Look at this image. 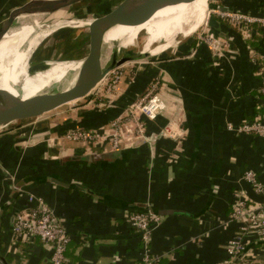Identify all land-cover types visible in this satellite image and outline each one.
Instances as JSON below:
<instances>
[{"label": "crops", "instance_id": "1", "mask_svg": "<svg viewBox=\"0 0 264 264\" xmlns=\"http://www.w3.org/2000/svg\"><path fill=\"white\" fill-rule=\"evenodd\" d=\"M7 4L13 8L22 0H0V11ZM219 6L264 17V0ZM218 22L214 42L207 36L180 41L145 70H124L117 98L105 108L85 105L71 114L57 108L0 131V264H50L38 237L14 240V217L29 207V194L42 198L69 233L64 264L138 261L143 244L124 216L147 208L162 217L149 244L157 264H220L228 258L227 241L242 227L230 219L235 196L263 201L243 175L253 170L264 182V138L228 124L252 118L264 101L256 74L264 60V27L251 24L247 35ZM152 80L165 108L152 121L135 111L143 123L138 133L127 114ZM122 115L126 129L117 148L63 138L73 128L105 126L112 133L108 125ZM167 125L172 132L163 134ZM243 235L249 251L233 264H264V242L249 231Z\"/></svg>", "mask_w": 264, "mask_h": 264}, {"label": "built area", "instance_id": "2", "mask_svg": "<svg viewBox=\"0 0 264 264\" xmlns=\"http://www.w3.org/2000/svg\"><path fill=\"white\" fill-rule=\"evenodd\" d=\"M221 19L227 20L230 25L237 26L240 30L247 34L251 28V24L260 23L264 27V17H252L243 14L239 11H223L220 9L213 10ZM248 35V34H247ZM207 40L214 42L213 34H207ZM205 36V37H206ZM219 46V45H218ZM256 74L261 78V84L258 89L259 97L264 98V65L258 63ZM119 76H115L112 83H114ZM111 85V84H110ZM109 85V86H110ZM109 88V87H108ZM148 96L151 93L147 94ZM147 95L134 102L130 106L127 116L136 120L137 132H143V123L138 117H134L136 112L148 120H155L160 112L165 108L164 101L158 93L153 94L147 100L143 101ZM264 105L263 103L260 104ZM136 111V112H135ZM130 113V114H129ZM122 118L113 119L108 125L110 131L105 130V126L101 128H73L64 132L63 138L67 140L80 141L86 144L106 141L111 148H117L123 141L120 130L123 128L120 124ZM107 127V126H106ZM230 130L241 134H250L253 136L264 138V110H259L252 118L243 119L239 124H228ZM126 129V128H125ZM131 133V129L128 130ZM110 132V133H109ZM120 132V134H119ZM172 130L169 125L162 129V133H171ZM120 135V138L118 137ZM243 178L250 183L254 193L261 195L263 201L256 202L248 196L236 195L231 206L230 219L239 220L242 227L239 232L227 241L226 249L228 258L220 264H233L234 260L246 255L249 251L243 241L244 231H249L255 236H258L264 242V182L258 178V175L253 170L244 172ZM30 203L27 210L19 211L14 217L12 225V232L15 241L31 242L35 237L50 251V264H64L66 261L65 252L68 243L70 242V235L64 228L61 221L53 213L52 209L40 197L29 194L27 197ZM162 217L156 212L145 209L142 211L128 210L125 213L124 220L139 235L143 244V253L138 261L133 264H157L158 258L152 255L149 251V244L154 228L160 223Z\"/></svg>", "mask_w": 264, "mask_h": 264}, {"label": "bare ground", "instance_id": "3", "mask_svg": "<svg viewBox=\"0 0 264 264\" xmlns=\"http://www.w3.org/2000/svg\"><path fill=\"white\" fill-rule=\"evenodd\" d=\"M207 2L208 0H191L169 5L157 10L142 23L111 27L104 34L101 69L112 66L114 57L120 50H123L122 53L144 51L156 55L174 45L179 40L177 35L189 34L206 20ZM160 14L163 15L161 22ZM44 17L42 14L21 16L0 31V88L14 95L13 98L5 96L6 100L20 98L21 104L28 103L31 99L35 101L54 92L46 89L66 88L74 81L80 60L53 62L45 70L27 73V62L31 52L45 35L51 33V27L39 29ZM71 22H74V19L61 21L55 30ZM78 22L90 26L92 20ZM149 27L153 31L141 35ZM114 28L115 40H106L107 33ZM106 43L108 45L105 49ZM43 90L46 91L42 92ZM39 92L42 93L38 94Z\"/></svg>", "mask_w": 264, "mask_h": 264}, {"label": "rangeland", "instance_id": "4", "mask_svg": "<svg viewBox=\"0 0 264 264\" xmlns=\"http://www.w3.org/2000/svg\"><path fill=\"white\" fill-rule=\"evenodd\" d=\"M26 1L28 0H22V3ZM120 1L121 0H82L71 6L60 9L56 12L49 13V14H42L45 17L43 21L41 22L39 29L43 30V29H48L51 27V31H50L51 33L48 35H45L40 40V42L36 45L33 51L31 52L30 57L27 62V73L33 74L37 70H45L53 62L79 61L85 55L86 50H87L89 26L80 24L78 21L79 20H83V21L93 20L95 17H97L101 13H105L111 10ZM231 2L232 0H208L207 2L208 10H207L206 20L201 25L193 29L189 34L187 35L183 34L182 36L180 34L177 35V39L179 40L176 41L174 45L167 47V49L164 50L162 53L155 55V54H150L148 52L143 51L144 55L142 57H138L142 52L130 51V53L129 52L122 53L123 50H120V52L117 51V54L114 57L115 61L119 60L120 58L124 56H130V57L132 56V58L134 59L129 60L121 65H113L111 69L112 71L110 70L111 73L103 81L101 80L90 91L88 95H86L85 97L79 100L72 101L66 105H63L59 107L58 110H61L62 108L63 109L66 108L68 110L67 113L71 114L75 112L77 107H81L85 105L95 108V109L105 108V106H107L111 100H115L117 98L116 93L118 92V88H119L118 87L119 79H117L114 83H112L116 75L120 77L121 73H123L124 70H130V72H135L134 70L141 69V66H143V70H145L146 68H144V66L145 67L147 65L149 66L152 58L156 56H162L163 54H169L171 50L180 41L184 42V40L204 39L207 34L215 32L214 29L207 24L209 16H213L217 21L225 22V20L219 18L213 10L217 9V6L219 5L229 6ZM13 3H15V1H13ZM13 5L7 4L6 6H3V9H1L0 12L5 11L3 13L4 14L7 13ZM159 17L161 19L160 20L161 22L163 19V15L160 14ZM72 19H74V22H71V23H68V25L59 27L58 28L59 30L58 29L55 30V28L58 26V24L61 21L66 22ZM226 22L229 24L227 20ZM114 31H115V28L107 33L106 40H115ZM151 31H153V29L149 27L143 34H147ZM107 45L108 43H106L105 49ZM136 60H140L139 61L140 63L136 62ZM155 82H156L155 80L150 81L147 88L144 90L143 92L144 94L147 95L151 93V95L149 96L147 95L148 97H146L143 101L147 100L153 94L158 93L159 84H156ZM46 90L55 91L56 88H51V89H46ZM46 90H43L42 92ZM42 92H39L38 94H41ZM141 97L142 95L139 98ZM31 102H32V99H31ZM124 116L126 115L121 116L122 118L120 122L121 125L126 122V120H124L125 119ZM122 127L123 129H125V125H122ZM7 128L8 127H4V129H1V130H5Z\"/></svg>", "mask_w": 264, "mask_h": 264}, {"label": "water", "instance_id": "5", "mask_svg": "<svg viewBox=\"0 0 264 264\" xmlns=\"http://www.w3.org/2000/svg\"><path fill=\"white\" fill-rule=\"evenodd\" d=\"M80 1L82 0H28L0 16V31L5 25L21 16L53 13ZM187 1L191 0H121L111 10L95 17L88 28L86 53L80 59V66L70 86L57 88L51 94L23 104L19 102L20 98L6 100L5 96L13 98L14 95L0 88V131L10 124L36 118L85 97L112 69L113 65H121L134 59L132 56H124L115 61L112 66L101 69L103 39L108 29L115 25L142 23L163 7ZM217 9L226 11L227 7L217 6ZM207 24L217 28L219 22L213 16H209ZM143 55L142 52L138 57Z\"/></svg>", "mask_w": 264, "mask_h": 264}, {"label": "trees", "instance_id": "6", "mask_svg": "<svg viewBox=\"0 0 264 264\" xmlns=\"http://www.w3.org/2000/svg\"><path fill=\"white\" fill-rule=\"evenodd\" d=\"M230 5H231V3H230ZM144 33V32H143ZM143 33H141V35L143 34ZM255 40V39H254ZM116 43V42H115ZM250 45H253V44H250ZM255 56H257V55H255ZM258 58V57H257ZM257 58H255L256 60H258ZM261 64H263L264 65V60H263V62H261ZM259 109L260 110H264V105H261V106H259ZM256 111H258V109L256 110ZM69 244V243H68ZM68 246V245H67ZM66 250H67V248H66ZM66 253V252H65Z\"/></svg>", "mask_w": 264, "mask_h": 264}]
</instances>
